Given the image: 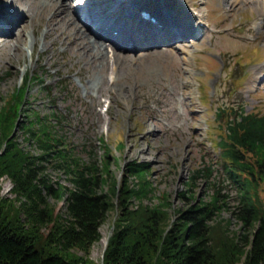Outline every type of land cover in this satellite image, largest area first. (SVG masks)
<instances>
[{"label":"rangeland","instance_id":"1","mask_svg":"<svg viewBox=\"0 0 264 264\" xmlns=\"http://www.w3.org/2000/svg\"><path fill=\"white\" fill-rule=\"evenodd\" d=\"M0 2L8 4L6 0ZM174 2L184 10L196 8L205 22V28L197 30L201 35L199 38L195 37L192 26L190 33L193 34L187 36L185 44L172 42L177 53L129 46L124 53L131 55V60L118 61L111 53L113 68L101 69L99 61L93 68L91 63L86 65L87 59L74 48H66L60 38L43 39L45 25L34 34L29 25L24 51L18 58L13 57L9 65L0 63V111L26 80L19 120L33 118L34 112L46 115L57 110L62 115V122L56 129L65 135L66 145L84 160L91 152L101 165L104 159L108 160L105 169L108 180L102 183L101 190L109 196L110 208L99 227L100 238L88 253L79 252L83 258L90 259L91 264H104L121 211V195H114L111 186L115 179L118 186L125 179L136 188L138 178L128 169L134 162L148 164L152 189L144 193L143 198L128 196L125 214L137 215L142 204L162 206L170 217L164 226L168 228L171 219L179 216V210H186L193 201H208L217 189L203 176L191 185L188 183L197 169L205 173L209 168L212 182H216L226 196V207L211 221V228L222 217L220 229L224 232L231 236L248 234V228L243 227L241 219L234 213L240 200L237 185L219 161V151L212 139L219 135L217 129L221 121L215 117L219 106L254 108L264 113V57L260 58L264 56V0H242L231 7L224 0ZM199 18L195 19L198 24ZM24 21H18L16 28ZM15 30L5 37H13ZM35 36L33 47L31 38ZM44 44L45 51L42 50ZM34 74L38 77L32 78ZM28 75L29 79H25ZM103 75L105 85L101 86L95 80ZM241 77L245 82L238 86ZM63 82L69 86L67 93L61 89ZM255 86L258 88L253 89ZM21 126L22 123H18L6 134L19 141L23 149L38 154V147L24 140ZM6 134L0 130V139ZM103 140L108 142L110 150L104 147ZM121 143L123 146L119 148ZM2 151L0 147V153ZM135 151L137 155L133 156ZM46 165L48 178L55 187L60 184L72 187L63 170L56 168L53 162ZM13 187L9 176L0 178V197L7 200L5 211L14 216L12 220L23 213L22 200ZM47 200L55 213H65V200L53 196H47ZM23 218L25 216L21 220ZM104 233L109 235L106 245L101 242ZM224 244L218 253L222 256L220 264H242L229 256V263L226 262L225 253L229 254V249Z\"/></svg>","mask_w":264,"mask_h":264},{"label":"trees","instance_id":"2","mask_svg":"<svg viewBox=\"0 0 264 264\" xmlns=\"http://www.w3.org/2000/svg\"><path fill=\"white\" fill-rule=\"evenodd\" d=\"M26 83L14 93L13 102L1 109L0 130L6 134L22 123L24 140L35 144L39 153L23 149L7 134L0 139V178L9 176L13 191L22 200L21 217L25 216L21 220L17 215L12 220L14 216L5 211L7 200L0 197V264H91L79 252L88 253L100 238L99 227L110 208L109 196L101 190L108 180V160L101 165L92 152L84 160L66 145L65 135L58 132L62 115L56 110L46 115L34 112L33 118L19 120ZM44 88L50 94L47 86ZM61 89L68 92V85L62 83ZM230 109L224 107L217 115L221 124L215 145L227 174L237 185L240 200L234 213L248 228V234L231 236L224 232L220 229L222 217L211 228V221L226 207V196L212 182L209 168L206 174L197 169L188 183L203 176L217 189L208 201H193L186 210H179L168 228L164 226L169 215L162 206L142 204L137 215L125 214L128 196L143 198L152 189L148 164L134 162L128 169L138 178L136 188L125 179L120 186L115 179L111 186L114 195H121V211L104 264H220L222 256L218 253L224 242H231L224 244L229 249L226 262L232 258L242 264H264V113ZM104 147L110 150L106 141ZM52 162L68 175L72 187H55L50 182L46 163ZM47 196L65 200V213H55Z\"/></svg>","mask_w":264,"mask_h":264},{"label":"bare ground","instance_id":"3","mask_svg":"<svg viewBox=\"0 0 264 264\" xmlns=\"http://www.w3.org/2000/svg\"><path fill=\"white\" fill-rule=\"evenodd\" d=\"M74 1L77 3H74ZM95 1L87 0V7L84 5L81 11L84 8L87 9L89 3L95 4ZM108 1H111L110 5L114 9L116 7L124 9L120 13L121 16L118 15L116 17L114 15L110 18L109 16L112 14L107 12V8L103 12L93 10L88 18L94 24L93 29L90 22H84L83 16L80 14L81 11L75 10V12L72 8V6L79 5L80 0H6V3H8L6 10L0 14V63L9 65L13 57L18 58L21 52L24 51L29 25L33 28V34L35 30H39L42 25H45L42 30L43 39L46 37L52 40L60 38V41L66 44V48H74L81 56L87 59L86 65L91 63L93 68H95V62L99 61V67L107 70H110V67L113 68L112 65H114L112 61L110 62V53L118 61L131 60V55L124 53L127 47L132 45L143 47L157 46L161 42L172 43L174 39L189 33L185 31L186 24L198 25L194 14L191 13V9L184 10L183 7H178L176 2H174L175 0H163V3H161L162 7L149 5L151 8L148 9L150 14L160 19L162 26L152 21L141 20L137 5H141L139 1L142 0H122L121 4L118 2L121 0ZM224 1H227L226 4L230 5V7L233 3H242V0ZM238 1L241 2L238 3ZM68 3L72 4V6L70 7ZM148 4L152 3L149 2ZM175 8L179 11V15L173 12ZM21 20L25 21L16 28L18 21ZM14 30L15 34L13 37H5L7 32ZM117 30H119V34L115 33ZM102 36L111 37L120 46L118 48L112 47L110 50L102 44ZM36 39V36L31 38L33 47ZM160 46L165 47L166 45ZM42 50H47L46 44L43 45ZM168 52L177 53L178 51L170 48ZM95 82H100L101 86H104L105 75L95 80ZM132 155H137V151L132 152ZM108 240L109 235L104 233L101 237V242L106 245Z\"/></svg>","mask_w":264,"mask_h":264}]
</instances>
